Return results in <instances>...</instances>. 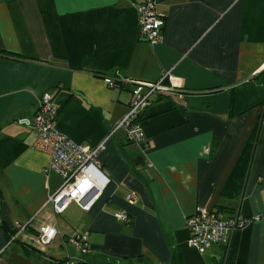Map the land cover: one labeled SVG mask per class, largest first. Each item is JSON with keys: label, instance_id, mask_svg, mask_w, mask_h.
<instances>
[{"label": "crops", "instance_id": "crops-1", "mask_svg": "<svg viewBox=\"0 0 264 264\" xmlns=\"http://www.w3.org/2000/svg\"><path fill=\"white\" fill-rule=\"evenodd\" d=\"M144 0H0V264H264V218L235 231L227 248L200 254L186 219L197 208L264 215V0H158L163 39L141 40ZM171 73L183 99L144 111L145 152L117 125L132 87L107 76L156 82ZM54 95L57 129L98 146L110 184L89 212L72 203L55 215L62 178L34 148L38 99ZM129 192L138 202L126 201ZM125 213L130 223L117 219ZM28 225L15 241L6 232ZM58 237L29 253L39 229ZM6 227V231L3 229ZM89 234V253L68 242Z\"/></svg>", "mask_w": 264, "mask_h": 264}, {"label": "built area", "instance_id": "built-area-1", "mask_svg": "<svg viewBox=\"0 0 264 264\" xmlns=\"http://www.w3.org/2000/svg\"><path fill=\"white\" fill-rule=\"evenodd\" d=\"M158 2V0H144L135 5L139 15L140 38L152 45L162 41L165 28V18L158 12ZM104 81L109 88L116 91L127 84L132 87L129 111L117 125V129L122 128L128 142L139 147L143 152L149 146L142 127L144 111L155 99H183L185 95L176 85L171 73H165L156 82L133 81L110 76L105 77ZM58 116L59 108L54 102V95L46 92L38 99V109L34 118L21 119L19 122L36 133L34 148L50 155L51 162L46 173H55L63 180L60 189L49 200L53 213L62 215L72 203L89 212L110 184L108 174L99 161V156L106 149V141L98 146L73 142L57 129ZM137 198L136 193L129 192L126 201L130 205H136ZM116 217L125 223H130L125 213ZM261 218H264V215L245 219L235 211L227 213L220 209L207 210L199 207L186 219L188 244L200 254H205L213 247L227 248L235 231ZM27 228L28 225L17 223L14 229L17 232L10 240L15 241ZM58 235L57 225L49 223L39 229L31 242L38 250L44 252ZM68 242L81 254L89 253L88 233L75 232L68 238ZM65 264H77V262L69 260Z\"/></svg>", "mask_w": 264, "mask_h": 264}, {"label": "trees", "instance_id": "trees-1", "mask_svg": "<svg viewBox=\"0 0 264 264\" xmlns=\"http://www.w3.org/2000/svg\"><path fill=\"white\" fill-rule=\"evenodd\" d=\"M262 75H264V70L261 72V73H259L258 75H256L255 77H261ZM261 84H264V78H262L261 79ZM220 210H222V209H220ZM234 212V211H233ZM3 229L6 231L7 229H6V227H4V224H3ZM16 230H13V231H11V232H6L7 233V236L9 237V240H10V238L12 237V236H14L15 234H16ZM24 245V247L27 249V251L29 252V253H35V256H38V257H42V251H40V250H38L34 245H32V244H23ZM69 260H71V259H69ZM69 260H63V261H60V263L59 264H65L66 262H68ZM77 264H90L88 261L85 263V262H83V261H81V262H77ZM108 264H119L116 260H113V259H109V261H108ZM222 264V263H221Z\"/></svg>", "mask_w": 264, "mask_h": 264}]
</instances>
